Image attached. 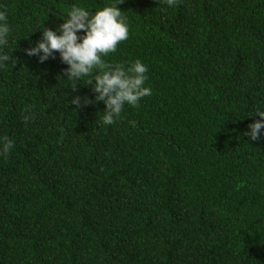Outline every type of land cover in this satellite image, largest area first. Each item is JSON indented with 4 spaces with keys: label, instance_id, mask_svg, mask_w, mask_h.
Listing matches in <instances>:
<instances>
[{
    "label": "trees",
    "instance_id": "16d2710c",
    "mask_svg": "<svg viewBox=\"0 0 264 264\" xmlns=\"http://www.w3.org/2000/svg\"><path fill=\"white\" fill-rule=\"evenodd\" d=\"M109 3L0 0V264H264V136L245 135L264 110V0H123L128 38L103 58L140 59L152 92L104 124L90 76L24 49L72 5Z\"/></svg>",
    "mask_w": 264,
    "mask_h": 264
},
{
    "label": "clouds",
    "instance_id": "9594fccd",
    "mask_svg": "<svg viewBox=\"0 0 264 264\" xmlns=\"http://www.w3.org/2000/svg\"><path fill=\"white\" fill-rule=\"evenodd\" d=\"M164 2L173 6L176 0ZM120 3L123 0H112V3L95 11L74 4L56 29L43 27L36 43L24 49L27 55H36L40 62L58 53L61 62L67 65L64 73L69 80L79 82L82 77L90 76L85 83L91 84V90L95 93L93 100L104 104L101 118L104 124H112L125 105L137 106L143 97L152 92L149 86H145L148 68L140 59H135L125 67L103 58L115 52L118 43L126 40L129 35L127 17L117 7ZM12 31L7 11L0 10V68L10 60L5 47ZM13 61L15 60L12 59L11 62ZM94 69H98V72L94 73ZM88 102L87 97L81 100L77 96L70 101L77 107ZM254 113L260 119L250 123L245 132L252 140L264 136V110ZM23 118L26 121L29 119L28 116ZM12 146L11 139L0 137V155H6Z\"/></svg>",
    "mask_w": 264,
    "mask_h": 264
}]
</instances>
